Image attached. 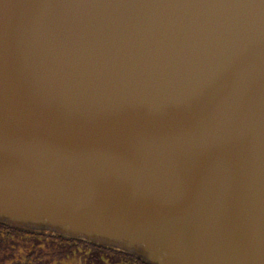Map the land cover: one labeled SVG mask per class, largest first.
Instances as JSON below:
<instances>
[{
	"label": "water",
	"instance_id": "95a60500",
	"mask_svg": "<svg viewBox=\"0 0 264 264\" xmlns=\"http://www.w3.org/2000/svg\"><path fill=\"white\" fill-rule=\"evenodd\" d=\"M0 223L264 264V0H0Z\"/></svg>",
	"mask_w": 264,
	"mask_h": 264
},
{
	"label": "trees",
	"instance_id": "16d2710c",
	"mask_svg": "<svg viewBox=\"0 0 264 264\" xmlns=\"http://www.w3.org/2000/svg\"><path fill=\"white\" fill-rule=\"evenodd\" d=\"M95 253L0 223V264H100Z\"/></svg>",
	"mask_w": 264,
	"mask_h": 264
},
{
	"label": "flooded vegetation",
	"instance_id": "af4514ba",
	"mask_svg": "<svg viewBox=\"0 0 264 264\" xmlns=\"http://www.w3.org/2000/svg\"><path fill=\"white\" fill-rule=\"evenodd\" d=\"M19 230H23V229H19ZM23 231H27V232H31V233H35V234L43 235V236H51L57 240H64V242H66L70 246V248L74 250V252H76V248L84 249V250L88 249L89 251H93V252L96 251L98 253H95L94 255L100 259V264H148L126 252L119 251L113 248H108V247H103L100 245L92 244V243H89L83 240L59 237V236H55L51 234L33 232V231H28V230H23Z\"/></svg>",
	"mask_w": 264,
	"mask_h": 264
}]
</instances>
